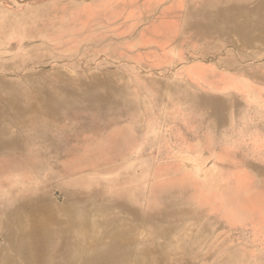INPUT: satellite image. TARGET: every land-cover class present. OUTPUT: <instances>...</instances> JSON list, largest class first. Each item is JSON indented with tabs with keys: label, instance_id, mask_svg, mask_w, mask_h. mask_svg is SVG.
<instances>
[{
	"label": "rangeland",
	"instance_id": "obj_1",
	"mask_svg": "<svg viewBox=\"0 0 264 264\" xmlns=\"http://www.w3.org/2000/svg\"><path fill=\"white\" fill-rule=\"evenodd\" d=\"M0 264H264V0H0Z\"/></svg>",
	"mask_w": 264,
	"mask_h": 264
}]
</instances>
